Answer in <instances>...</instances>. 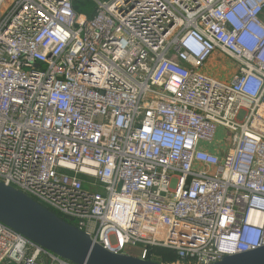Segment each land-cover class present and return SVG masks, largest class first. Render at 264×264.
<instances>
[{
  "label": "built area",
  "instance_id": "obj_1",
  "mask_svg": "<svg viewBox=\"0 0 264 264\" xmlns=\"http://www.w3.org/2000/svg\"><path fill=\"white\" fill-rule=\"evenodd\" d=\"M74 1L0 0V182L116 254L264 246V0ZM0 264L74 263L0 222Z\"/></svg>",
  "mask_w": 264,
  "mask_h": 264
},
{
  "label": "water",
  "instance_id": "obj_2",
  "mask_svg": "<svg viewBox=\"0 0 264 264\" xmlns=\"http://www.w3.org/2000/svg\"><path fill=\"white\" fill-rule=\"evenodd\" d=\"M0 222L74 264H163L108 251L52 210L1 182ZM210 264H264V246Z\"/></svg>",
  "mask_w": 264,
  "mask_h": 264
},
{
  "label": "trees",
  "instance_id": "obj_3",
  "mask_svg": "<svg viewBox=\"0 0 264 264\" xmlns=\"http://www.w3.org/2000/svg\"><path fill=\"white\" fill-rule=\"evenodd\" d=\"M90 0H75L74 1V8L76 10V12H85L86 14H88V16L90 17L91 14L93 13V3ZM90 4H92V6H90ZM52 210V209H50ZM53 212H55L58 216H60L61 218H63L64 220H66L68 223H72V220L67 219L66 217L62 216L60 213L52 210ZM153 251L159 255L160 259L162 261H168L171 262L172 260H174L175 258V254L173 253V251L168 250V249H164V248H154Z\"/></svg>",
  "mask_w": 264,
  "mask_h": 264
},
{
  "label": "rangeland",
  "instance_id": "obj_4",
  "mask_svg": "<svg viewBox=\"0 0 264 264\" xmlns=\"http://www.w3.org/2000/svg\"><path fill=\"white\" fill-rule=\"evenodd\" d=\"M90 6H92V4H90ZM234 66L235 65L227 59L224 60L223 62H214L213 60L211 61L210 67L214 70H212L211 73L215 75L217 78L228 80L230 78V73L233 70ZM133 253H136V249H133Z\"/></svg>",
  "mask_w": 264,
  "mask_h": 264
},
{
  "label": "crops",
  "instance_id": "obj_5",
  "mask_svg": "<svg viewBox=\"0 0 264 264\" xmlns=\"http://www.w3.org/2000/svg\"><path fill=\"white\" fill-rule=\"evenodd\" d=\"M211 61H212V59H211ZM211 61H209L210 66H211ZM210 66H209V68H211ZM205 68L207 69V67H205ZM218 139H220V136L219 135H218ZM205 148L207 150L211 151V152H217L216 145L208 144V145H205Z\"/></svg>",
  "mask_w": 264,
  "mask_h": 264
}]
</instances>
